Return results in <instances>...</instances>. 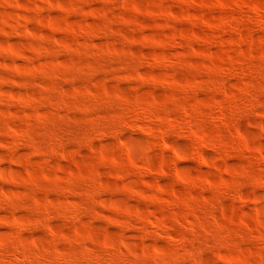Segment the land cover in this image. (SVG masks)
<instances>
[{
    "label": "clouds",
    "instance_id": "obj_1",
    "mask_svg": "<svg viewBox=\"0 0 264 264\" xmlns=\"http://www.w3.org/2000/svg\"><path fill=\"white\" fill-rule=\"evenodd\" d=\"M167 3L0 0V264H264V0Z\"/></svg>",
    "mask_w": 264,
    "mask_h": 264
},
{
    "label": "rangeland",
    "instance_id": "obj_2",
    "mask_svg": "<svg viewBox=\"0 0 264 264\" xmlns=\"http://www.w3.org/2000/svg\"><path fill=\"white\" fill-rule=\"evenodd\" d=\"M24 2V0H22ZM130 3L135 4L137 7L142 9H150L155 11L157 8L164 10L168 7L167 0H129ZM67 7V4H65ZM173 14L176 16L185 15L180 12L173 11ZM7 15L12 16L13 13L9 12ZM191 16L200 15L199 12H193L190 14ZM10 22V21H9ZM53 28H64V27H76L77 25L82 26V22L76 18L64 17V16H53L46 21ZM90 24H95L94 21H89ZM33 32H36L35 28H31ZM193 30L190 26L184 25L179 26L176 32L171 31H148L145 33L143 39L147 42L146 47L144 48H133L132 51L137 55H143L146 59H157V60H167L172 58L173 56H179L183 54V50L181 47L182 39L190 34ZM44 36H53V38L60 40L62 43H70V38L54 35L49 31H44L42 33H37ZM199 34V33H197ZM139 38V37H135ZM174 42L173 47H169L170 43ZM108 43V42H101ZM27 41H5L3 38H0V46L4 48H11L13 51H22L26 46ZM197 51H203V49H196ZM217 54L221 55V50H217ZM221 58L222 55H221ZM198 63V61H194ZM0 63H6L8 66L15 67L17 70H25L26 68L39 67V65H24L17 61L15 65L12 64L11 61L0 58ZM41 63L46 64L48 61H42ZM171 73H161L159 75H153L155 79H172ZM0 77H3L5 80L8 79H16V83L23 85L25 83L24 80L17 79L15 77H10L6 72L0 71ZM0 93H3L5 98H22L26 96L32 95V93L23 90L22 88L14 87V86H3L0 85ZM6 111L5 108L0 107V112ZM7 191V189H5Z\"/></svg>",
    "mask_w": 264,
    "mask_h": 264
}]
</instances>
